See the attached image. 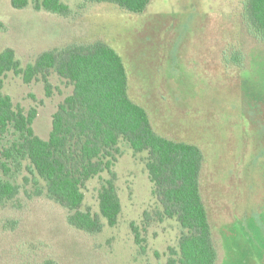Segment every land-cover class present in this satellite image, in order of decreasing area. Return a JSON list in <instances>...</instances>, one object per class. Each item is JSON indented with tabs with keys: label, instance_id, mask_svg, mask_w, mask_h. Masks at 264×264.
<instances>
[{
	"label": "rangeland",
	"instance_id": "374dc122",
	"mask_svg": "<svg viewBox=\"0 0 264 264\" xmlns=\"http://www.w3.org/2000/svg\"><path fill=\"white\" fill-rule=\"evenodd\" d=\"M62 1L68 15L35 9L33 0L21 9L0 0V50L13 48L25 68L46 51L109 44L125 63L130 97L154 128L203 151L201 191L216 264H264V40L243 21L241 0H151L141 13L107 2ZM236 49L244 54L240 66ZM2 78L16 107L37 108L34 130L48 139L53 114L73 86L52 71L47 96L41 77L28 83L9 72ZM120 148L113 169L121 212L114 226L102 218L97 233L70 225L45 181L26 167L16 171L11 179L19 193L0 206V264H167L183 228L168 217L144 224L145 210L161 209L148 153H135L125 141ZM110 177L105 171L87 181L83 210L99 213L98 192Z\"/></svg>",
	"mask_w": 264,
	"mask_h": 264
},
{
	"label": "trees",
	"instance_id": "16d2710c",
	"mask_svg": "<svg viewBox=\"0 0 264 264\" xmlns=\"http://www.w3.org/2000/svg\"><path fill=\"white\" fill-rule=\"evenodd\" d=\"M29 1L11 0V3L21 9ZM33 1L38 10L60 15L71 12L62 0ZM85 1L113 3L135 13L145 11L151 2ZM241 7L250 32L264 40V0H241ZM236 50L233 57L240 66L244 54ZM52 71L71 84L73 91L59 104L49 138L43 139L33 127L37 108L25 111L16 107L12 98L3 93L2 77L14 72L28 83L41 77L50 96L52 85L48 77ZM128 81L122 57L103 41L43 52L25 68L13 48L0 50V206L19 193L20 187L11 176L26 167L45 181L47 196L68 210L70 225L88 233L102 230V218L110 226L116 225L121 200L113 167L121 154L120 143L125 141L135 153H148L146 168L161 206L154 212L144 211V224L168 217L175 218L183 228L179 249L170 248L167 264H216L218 248L201 191L203 151L195 144L160 134L147 110L130 97ZM11 134L14 137L6 140ZM105 171L111 177L98 192L99 213L83 210L85 184ZM133 230L139 239V228L133 226ZM38 264L56 262L48 259Z\"/></svg>",
	"mask_w": 264,
	"mask_h": 264
}]
</instances>
